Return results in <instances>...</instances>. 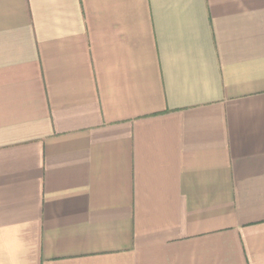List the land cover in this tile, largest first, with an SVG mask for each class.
Wrapping results in <instances>:
<instances>
[{"label": "crops", "instance_id": "crops-1", "mask_svg": "<svg viewBox=\"0 0 264 264\" xmlns=\"http://www.w3.org/2000/svg\"><path fill=\"white\" fill-rule=\"evenodd\" d=\"M0 264H264V0H0Z\"/></svg>", "mask_w": 264, "mask_h": 264}]
</instances>
